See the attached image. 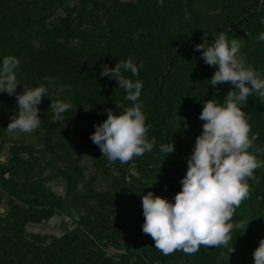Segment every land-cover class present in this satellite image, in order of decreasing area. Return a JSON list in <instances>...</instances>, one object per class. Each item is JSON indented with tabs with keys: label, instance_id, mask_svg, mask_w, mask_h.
<instances>
[{
	"label": "trees",
	"instance_id": "1",
	"mask_svg": "<svg viewBox=\"0 0 264 264\" xmlns=\"http://www.w3.org/2000/svg\"><path fill=\"white\" fill-rule=\"evenodd\" d=\"M264 0H0V63L19 59L17 93L43 85L35 142L10 141L6 118L18 113L15 94L0 93V264H254L264 239V167L249 179L250 193L233 222L250 221L231 233L235 251L205 248L194 255H163L144 234L142 196L149 191L174 202L186 175L195 140L202 132L203 102L223 103L231 86L213 87L218 66H208L195 46L225 34L240 44L241 58L264 78ZM131 57L143 68L138 100L156 144L144 156L109 165L90 139L115 103L131 106L115 79L101 77ZM218 89V90H217ZM70 103L64 120L52 123L51 101ZM264 146V101L249 97L243 109ZM187 124V128L184 125ZM174 144L164 154L162 144ZM80 156L91 161L90 179ZM258 159L264 160V155ZM65 184L60 195L50 186ZM103 179L104 189L94 185ZM65 216L62 235L37 234L30 225ZM112 248L116 252L109 253ZM224 252L225 257H220Z\"/></svg>",
	"mask_w": 264,
	"mask_h": 264
},
{
	"label": "clouds",
	"instance_id": "2",
	"mask_svg": "<svg viewBox=\"0 0 264 264\" xmlns=\"http://www.w3.org/2000/svg\"><path fill=\"white\" fill-rule=\"evenodd\" d=\"M162 6L163 0H158ZM258 42H264V32L259 33ZM201 51L203 61L208 66H218L210 79L215 87L229 84L223 103L215 99L203 102L200 113L202 132L196 137L195 145L187 161L186 175L181 179V190L175 194L174 202L149 191L142 196L144 223L142 231L150 235L155 248L163 255L182 251L186 255L196 254L201 246L205 248H225L227 253L235 251L231 233L245 232L250 221L233 222L235 209L246 200L250 193L249 179L259 183L255 170L264 167V146L255 145L257 135H251V126L243 110L250 96L264 101V78L251 66H246L241 58L240 44L234 38L230 42L221 33L209 44L206 40L195 46ZM19 59L6 56L0 63V93L15 94L18 113L7 126L9 132L32 133L39 128L40 109L38 106L47 94L43 85L17 93L21 84L15 74ZM143 61L137 65L129 57L118 61L114 68L104 65L100 76L115 79L125 93L131 106L115 103L118 114L107 109V119L95 125L90 139L97 145L102 157L109 165L117 161L125 165L134 158L144 156L153 150L156 139H148L150 125L142 105L138 102L143 84L139 79L123 75L130 72L138 77ZM218 90V89H217ZM70 103L51 101L52 123L64 120V113ZM187 128V124L184 125ZM160 151L170 154L174 144H162ZM220 257H225L221 252ZM254 264H264V239L253 252Z\"/></svg>",
	"mask_w": 264,
	"mask_h": 264
},
{
	"label": "rangeland",
	"instance_id": "3",
	"mask_svg": "<svg viewBox=\"0 0 264 264\" xmlns=\"http://www.w3.org/2000/svg\"><path fill=\"white\" fill-rule=\"evenodd\" d=\"M11 120H12L11 117L6 118V121H8L9 123L11 122ZM6 135L10 141L13 140V141L24 142V143L35 142V138L31 135V133L28 134V133H23V132H19V131L9 132L7 130ZM5 158H6L5 155L0 156L1 161H4ZM79 159H80L82 165L86 166L85 180L88 181L90 179L92 171H93L92 167L90 166L91 161L89 162V160L86 156H80ZM94 185L99 190H101L103 188L105 189L107 186V184L105 183V181L103 179L98 180ZM50 186L56 193H58L60 195H64L65 184L63 183V181L61 179H54L53 181L50 182ZM6 209H7L6 206H2L0 208V212L2 213ZM63 220L65 222H70L69 219L66 218L65 216L55 217L48 223H43L40 225H30L28 227V231L31 233H37V234H52L55 236H60V235H62L61 223ZM114 252H116L114 249H112V248L109 249V253H114Z\"/></svg>",
	"mask_w": 264,
	"mask_h": 264
}]
</instances>
